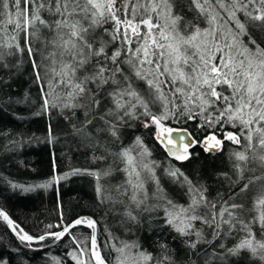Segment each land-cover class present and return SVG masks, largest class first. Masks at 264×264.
Listing matches in <instances>:
<instances>
[{"label":"snow or ice","instance_id":"1","mask_svg":"<svg viewBox=\"0 0 264 264\" xmlns=\"http://www.w3.org/2000/svg\"><path fill=\"white\" fill-rule=\"evenodd\" d=\"M41 143L46 179L5 174ZM197 148L220 161L214 195L184 167ZM74 153L96 167L64 170ZM73 177L90 178L92 197L66 220ZM0 189L15 253L68 237L73 264H264V0H0ZM7 189L53 192L59 222L25 231Z\"/></svg>","mask_w":264,"mask_h":264},{"label":"trees","instance_id":"2","mask_svg":"<svg viewBox=\"0 0 264 264\" xmlns=\"http://www.w3.org/2000/svg\"><path fill=\"white\" fill-rule=\"evenodd\" d=\"M45 123L43 120H34L30 124V129L38 136H42L44 133ZM44 145V146H43ZM22 154L18 155L22 163H17L16 159H13L6 167L2 170L5 171L6 175H10L18 181H38L44 180L48 177L51 171V155L50 146L46 144H33L22 148ZM197 150V149H196ZM201 150V149H200ZM67 148H63L62 151H58L57 155L62 156L63 152H66ZM202 153V150H201ZM214 158H208L205 154H201V159L197 161L198 169L208 176V183L210 186H216L213 182V178L208 174L213 171V166L216 161ZM69 160L61 159V163L68 162ZM76 164V167H96L92 164L85 155L81 153H74L71 161ZM215 166V165H214ZM189 172L191 173L193 165L188 163ZM80 181H74L70 184H62L61 191L63 194V204L66 208L65 219H69L76 213L88 214L89 209L84 207L92 197L89 192V179L88 177H76ZM4 190V189H0ZM5 195L8 197L5 202L7 211L11 218L20 223L21 226L28 231L30 234L37 235L40 233L43 225L45 224H57L59 222V216L56 208V195L49 191L48 193H33L24 196L14 194L10 189L5 191ZM0 197V200H3ZM122 231V228L118 229ZM73 231H88L87 229H74ZM100 236L99 239H103ZM68 237H65L67 240ZM170 239V237H169ZM65 240L59 242L58 245L51 248H44L40 251H32L24 248L22 253H15L11 251L13 245H19V241L13 237L9 232L6 224L0 221V245H3L6 249V256L13 260L11 264H47L46 262L39 263L36 261L38 258H43L44 254H53L57 257L64 256V260L67 264H73L65 256L68 251L67 248L62 247ZM176 243V242H174ZM34 247H37L34 245Z\"/></svg>","mask_w":264,"mask_h":264},{"label":"rangeland","instance_id":"3","mask_svg":"<svg viewBox=\"0 0 264 264\" xmlns=\"http://www.w3.org/2000/svg\"><path fill=\"white\" fill-rule=\"evenodd\" d=\"M140 131H147V130H144V129H140ZM146 143H148L149 145H155V151H154V153H153V157L154 158H156V159H160V160H163L164 159V156H165V153L163 152V149H161L160 148V146L158 145V144H156L155 143V141L153 140V139H151V137H148V138H146ZM44 146V145H43ZM234 147V146H233ZM22 149H20L19 150V152H18V155H20V154H22ZM193 151H200L201 152V150L200 149H197V150H193ZM202 153H203V151H202ZM201 153V154H202ZM204 154V153H203ZM215 159V158H214ZM216 162L214 163V164H212L211 163V165L213 166L212 168H213V171L214 170H217L218 169V167H219V165H220V161H218V160H215ZM69 163H71L73 166H75L76 167V164L74 163V162H64V163H61V167L64 169V170H67V166H68V164ZM173 163H177V162H175V161H173ZM188 163H190V162H185V165H184V167L186 168V170L189 172L190 170H189V167H188ZM178 164V163H177ZM215 165V166H214ZM193 167H195V168H197L198 169V165H193ZM190 173V172H189ZM206 178L208 179V176H206ZM74 181H80V180H78V179H76V177H73L71 180H69V181H67L66 183L67 184H70V183H74ZM88 189H89V192H91V194H92V191L90 190V188H89V186H88ZM215 190H216V186H214V187H212V186H210V188H209V192L212 194V195H214L215 194ZM176 243H178V242H176ZM49 256H56V255H53V254H51V253H49V254H44L43 255V258H38V259H36V261H38L39 263H43V262H46L47 264H51V262H50V259H49ZM9 258V261H10V264L11 263H13V260L10 258V257H8ZM60 258H62L63 260H64V256H62V257H60ZM68 258V257H67ZM72 262V261H71Z\"/></svg>","mask_w":264,"mask_h":264},{"label":"water","instance_id":"4","mask_svg":"<svg viewBox=\"0 0 264 264\" xmlns=\"http://www.w3.org/2000/svg\"><path fill=\"white\" fill-rule=\"evenodd\" d=\"M176 162V161H175ZM177 163H179V162H177ZM9 230V232L13 235V237L16 239V237H15V235L11 232V230L10 229H8Z\"/></svg>","mask_w":264,"mask_h":264},{"label":"flooded vegetation","instance_id":"5","mask_svg":"<svg viewBox=\"0 0 264 264\" xmlns=\"http://www.w3.org/2000/svg\"><path fill=\"white\" fill-rule=\"evenodd\" d=\"M197 149H199V148H197ZM193 150H196V149H193ZM202 150V149H201Z\"/></svg>","mask_w":264,"mask_h":264}]
</instances>
